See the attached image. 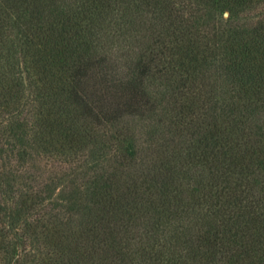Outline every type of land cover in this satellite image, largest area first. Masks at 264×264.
<instances>
[{
	"label": "rangeland",
	"instance_id": "1",
	"mask_svg": "<svg viewBox=\"0 0 264 264\" xmlns=\"http://www.w3.org/2000/svg\"><path fill=\"white\" fill-rule=\"evenodd\" d=\"M87 57L105 58L123 81L137 74L139 60L154 57L158 67H150L144 85L155 106L122 127L97 131L83 143L82 157L63 164L48 157L61 139L40 119L65 103L69 67ZM204 112L213 124L203 133L223 135L219 142L233 151L257 152L264 136V0H0V226L9 209L15 225L28 187L44 189L45 201L78 218L75 212L90 206L86 182L124 169L127 155L170 138L185 147L168 152L163 165L180 174L188 192L201 190L208 172L186 156L187 145L198 141L180 130L188 116ZM71 115L74 122L62 116L60 125L85 133V121ZM248 180L264 186V171ZM40 240H31L34 248ZM185 254L181 247L178 255ZM15 258L11 248L2 252V264H26Z\"/></svg>",
	"mask_w": 264,
	"mask_h": 264
},
{
	"label": "trees",
	"instance_id": "2",
	"mask_svg": "<svg viewBox=\"0 0 264 264\" xmlns=\"http://www.w3.org/2000/svg\"><path fill=\"white\" fill-rule=\"evenodd\" d=\"M148 60H139L137 74L125 81L115 77L114 66L103 57L72 63L65 103L40 119L49 134L57 132L61 139L48 157L63 164L76 162L82 157L78 152L88 147L83 143L97 131L122 127L126 118L154 108L144 76L158 66L154 57ZM74 112L85 121V133L60 125L62 116L74 122ZM212 118L206 112L188 116L180 130L184 139L198 141L187 145L186 156L208 172L201 190L188 192L180 174L176 177L163 165L168 152L185 147L172 138L127 155L121 163L124 169L86 182L90 206L86 213L77 210L78 218L50 197L45 201L44 189L28 187L19 195L15 225L8 223L13 218L9 209V219L0 226V264L2 252L10 248L17 257L14 262L26 258V264H264V186L248 180L264 171V136L256 143L257 152L233 151L219 142L223 135L219 139V133L218 138L212 131L203 133ZM21 237L25 244L20 250ZM37 237L39 249L31 242ZM181 247L185 255H178Z\"/></svg>",
	"mask_w": 264,
	"mask_h": 264
}]
</instances>
